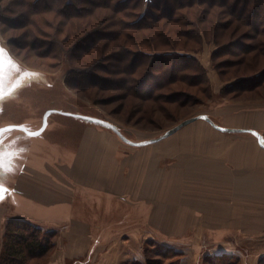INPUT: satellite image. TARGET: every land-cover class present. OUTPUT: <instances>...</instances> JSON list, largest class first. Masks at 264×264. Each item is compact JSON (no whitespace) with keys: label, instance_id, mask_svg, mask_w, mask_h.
<instances>
[{"label":"crops","instance_id":"obj_1","mask_svg":"<svg viewBox=\"0 0 264 264\" xmlns=\"http://www.w3.org/2000/svg\"><path fill=\"white\" fill-rule=\"evenodd\" d=\"M263 101L219 100L197 115L264 139V104L244 110ZM38 116L2 115L0 128L18 124L36 132ZM166 139L165 181H156L154 151L145 161L139 147L91 122L50 115L41 135L2 131L0 239L9 220L24 219L58 230L44 264H146L145 247L152 244L180 252L177 264H219L220 256L228 264H260L264 255L238 247L264 240V206L253 204L264 201V148L257 138L198 119ZM174 176L179 181H166ZM77 202L86 206L83 213Z\"/></svg>","mask_w":264,"mask_h":264},{"label":"trees","instance_id":"obj_2","mask_svg":"<svg viewBox=\"0 0 264 264\" xmlns=\"http://www.w3.org/2000/svg\"><path fill=\"white\" fill-rule=\"evenodd\" d=\"M156 1L163 4L146 12V5L155 0H21L18 4L17 0H0L2 16L17 14L15 4L23 9L21 19H1L0 32L26 67L35 69L30 64L34 58L39 59L35 70L44 72L66 64L65 85L85 102L99 107L110 104L108 93L117 91L119 109L109 114L123 115L125 125L137 127L140 120L154 127L164 125L157 118L163 111L174 113L169 120L177 124L219 100H264L259 90L264 67L256 69L258 57L264 58V0ZM6 25L13 30L9 37ZM246 38L256 43L240 42ZM204 42L217 46L213 67L220 79L240 64L248 63L253 72L237 75L245 78L214 95L208 70L196 56ZM236 45L244 52L239 62H216L221 51ZM177 108H185L179 113L184 116H177ZM57 235L56 230L47 231L24 219L9 220L0 264H44ZM153 246L145 247L146 264H177L180 252ZM229 260L218 258L219 264Z\"/></svg>","mask_w":264,"mask_h":264},{"label":"rangeland","instance_id":"obj_3","mask_svg":"<svg viewBox=\"0 0 264 264\" xmlns=\"http://www.w3.org/2000/svg\"><path fill=\"white\" fill-rule=\"evenodd\" d=\"M20 1L21 0H17V4L20 3ZM159 3L160 1L157 2L155 0L153 4H148L149 6L146 5L145 10L146 8L148 9L150 7L152 8L151 10L155 11L157 9H155L153 6H156ZM17 4H15L17 11H18L17 14H14V15L7 14V16L6 15L2 16L0 14V20L3 19L4 17H6L5 19H13V21L17 19H21L19 12H21L23 9L19 8ZM162 4L163 3L161 2L159 5H162ZM13 8L14 6L12 7V9ZM4 32H5V35L9 37L11 36L13 30L11 28L9 29L8 26L6 25ZM17 33H20V31ZM20 39H21L20 42H22L23 38H20ZM240 42L245 45H253L256 43V42H252L249 38L240 40ZM216 47L217 46L213 42H204L202 44V49L196 54V56L200 59V61L207 68L208 76L211 81L212 88L214 90V95L218 96L220 93V89L222 87L226 85H230L232 83H237L239 80H243V78H245V76L240 77L237 75L245 74L247 71L248 73H252L253 71H252V68L248 65V63L247 64L245 63L246 65L240 64V66L231 69V73L227 75L225 78H223V80L220 79L217 70H215L213 67L214 66L213 53L216 51L217 49ZM0 49H3L4 53L7 51L9 52V54L8 53L5 54L6 58H10V61L12 62V64L16 66V67H10L7 64L5 66L3 87H2V90H0V96H2V98H0V116L3 115V117L4 116L14 117L15 115L17 116L23 115V116H27L25 118H31V115L37 113L40 119V122L38 123H41L42 118L40 116H43L45 112L48 110L55 109V110L69 111V112H79L85 115L105 118L115 124L117 123V126L121 129V131L124 133L125 136H127L129 139H132L133 141H139V142L160 137L161 135L165 133V131L171 129L172 127L178 124V123L175 124L174 120L172 121L169 120L170 114H174V113L169 114L163 111V112H160V115L157 118L160 121H163L164 125L160 124L157 127H154L150 124H145V121H141V120L140 122H138V125H136L137 127L125 125L122 123V122L127 123L124 121L125 118L123 115H117V116L115 115V117H113L114 115L110 116L109 114V113H112V111H117V109H119V104L121 101L119 100L120 96H118L117 91L109 92L107 95L108 97L112 98L111 99V101H113L112 103L110 104L105 103V105H100V107L95 106L93 104L85 102L88 100H84L80 98L79 95H75L72 92V90H69L66 87L65 78H66V75L68 73V68H69L66 64L58 70L51 71V72H44L39 69L35 70L36 68H39V67H36L38 65L37 63L39 59L34 58V60L31 59L30 64L31 66L35 67V69L26 67L25 64H23L22 62L20 63L17 57L14 54H12L11 48L9 47L6 40L3 38L1 32H0ZM225 50H229L230 52L224 51V50L221 51L219 54L220 57L216 58L217 63L221 61L239 62L238 60L240 59L242 53H244L243 49L237 45L234 46L233 48L229 47ZM256 50L259 51L258 49ZM15 51L17 52V54H19V57L20 55L23 57V53L21 52V50L18 49ZM233 55H239V56H233ZM258 59L259 61L256 63V69L260 70L262 67H264V58L262 56H259ZM254 74H257V70L254 72ZM248 79L249 78H247L246 80ZM236 87L238 88L240 86L237 85ZM259 90H261L262 93L264 92V83L261 85ZM107 96H104V97H107ZM102 98H101V101H103ZM115 99L117 100L114 101ZM3 103H6L4 110H3ZM260 104H264V101L248 104L245 106L244 110L246 111L247 107L259 106ZM161 105H172L170 107L175 106L170 103L169 104L163 103ZM242 106L243 104L240 103L239 105L235 104L234 107L232 108L233 109L241 108ZM175 109L176 108H174V110ZM183 111H185V108H182V109L177 108V112H178L177 116L180 117L179 115L184 114V113L179 114ZM42 113L43 115H40ZM51 115H56L57 117H72L70 115L61 114V113H53ZM76 119H80V118H76ZM82 121L90 122L87 120H82ZM131 122L134 125L136 121L135 119H133V121ZM167 141L169 140L164 139L158 143L151 144L146 147H139L141 159H145V161L148 159L149 155H151L153 151L155 152V157H156L155 167H156L157 174L160 175L157 177L156 181H165L163 179L164 169L167 168L169 163L167 162L168 159H162V157H163V153L165 152V150H167L168 152H171V149ZM177 144H178V140H177ZM171 148H172V152L178 151L177 149H174V147H171ZM176 172L178 174V169L176 170ZM166 181H179V177L174 176V179H166ZM253 204L257 205V207L264 206V201H260V199L257 197V201L253 202ZM77 207H78L77 212L79 213H83L86 209V206L81 204L80 202H77ZM3 225L4 223H2L0 227H3ZM43 228H45L47 231L53 230V229H49L46 227H43ZM3 240H4V235L2 239H0V248H2L3 246L2 245ZM151 241L152 240L150 239L148 240L147 243ZM238 247H245V248L251 249L248 251H250V253L254 257H260V255H264V240L257 241V242H253V241L244 242V244H239ZM204 251H207V248H204Z\"/></svg>","mask_w":264,"mask_h":264},{"label":"water","instance_id":"obj_4","mask_svg":"<svg viewBox=\"0 0 264 264\" xmlns=\"http://www.w3.org/2000/svg\"><path fill=\"white\" fill-rule=\"evenodd\" d=\"M53 113H61V114L70 115L74 118H80L82 120H87V121H90L94 124H97V125L105 128V129H109L110 131L114 132L123 143H125L129 146H133V147H144V146H148L151 144L158 143V142H160V141H162L168 137H171L172 135L177 133L180 129L185 127L186 125H188V124H190V123H192L198 119H203L206 122H208L211 126H213L216 129H219L221 131L230 132V133L231 132L249 133V134L253 135L254 137H256L257 140L259 141V144L264 148L263 136L258 131L253 130V129H231V128L220 127L219 125H217L213 121L212 118H210L207 114H204V113L199 114V115L196 114L190 118H187V119L181 121L180 123H178L177 125H175L171 129L165 131V133L163 135H161L160 137H157L155 139L140 141V142L139 141H133L132 139H129L127 136L124 135V133L121 131V129L117 126V123L115 124L108 119L99 118V117H95V116H91V115H85V114H82L79 112H69V111H61V110H55V109L48 110L45 112V114L43 115V119H42V126L36 132H30L22 125L10 124V125H6L4 127H1L0 133L4 130H8V129H17V130H20V131H22V132H24L30 136L41 135L46 130L49 116Z\"/></svg>","mask_w":264,"mask_h":264},{"label":"snow or ice","instance_id":"obj_5","mask_svg":"<svg viewBox=\"0 0 264 264\" xmlns=\"http://www.w3.org/2000/svg\"><path fill=\"white\" fill-rule=\"evenodd\" d=\"M6 64L9 65L10 67H16L14 64H12L10 58H6L4 50L0 49V90H2L3 87L4 71ZM0 98H2V96H0ZM5 157H6V150L0 151V171L4 170ZM4 198H6V189L3 187L2 184H0V201H2Z\"/></svg>","mask_w":264,"mask_h":264},{"label":"bare ground","instance_id":"obj_6","mask_svg":"<svg viewBox=\"0 0 264 264\" xmlns=\"http://www.w3.org/2000/svg\"><path fill=\"white\" fill-rule=\"evenodd\" d=\"M147 10H148V9H147ZM147 10H146V12H148ZM144 13H145V12H144Z\"/></svg>","mask_w":264,"mask_h":264},{"label":"built area","instance_id":"obj_7","mask_svg":"<svg viewBox=\"0 0 264 264\" xmlns=\"http://www.w3.org/2000/svg\"><path fill=\"white\" fill-rule=\"evenodd\" d=\"M149 2H151V0H149Z\"/></svg>","mask_w":264,"mask_h":264}]
</instances>
